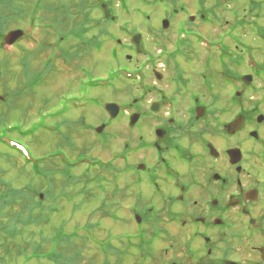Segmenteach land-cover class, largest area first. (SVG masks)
<instances>
[{
  "label": "rangeland",
  "instance_id": "rangeland-1",
  "mask_svg": "<svg viewBox=\"0 0 264 264\" xmlns=\"http://www.w3.org/2000/svg\"><path fill=\"white\" fill-rule=\"evenodd\" d=\"M122 1L46 0L43 6H50L52 11L48 15L44 14L43 20L37 22L34 29H31L28 19L24 20L23 24H16L12 30L20 29L28 35L21 40L18 47L4 48L3 51L10 55L9 62L11 61L13 67L11 74L13 70L17 73L16 77L9 76L11 80L8 82L9 88L13 91L22 88L23 93L26 92V97L17 101L15 106L12 104L11 107H5L7 102L4 105L2 103L8 94L6 91H0V110L4 111L0 114L6 115L9 127L20 126L23 129L34 130V136L27 138L26 141L16 140L29 150L31 159L43 158L45 162L39 167L50 168L53 172L50 176L54 175L48 182L41 174L35 175L33 186L43 187L39 195L44 200L45 193L54 209L52 208V212L47 215L50 218L49 224L37 228L38 233L43 229V236H49V240L44 241V237L37 234L31 241L32 244L41 243L43 253L41 257H45L44 253L52 250L51 236L55 234L56 229L63 228L62 231L70 236L75 232V228L82 229L86 225L94 227L92 239L103 240L109 244L107 248L102 249L96 242H89V245H85L86 248L81 250L84 241L79 239L82 242L78 244L76 240L65 239L61 244L67 252L63 258L67 260V264H116L115 255L113 257L111 255L122 250L123 243H119L121 235L132 227L127 218L122 220L124 217L120 215L122 209L120 204L118 207V202L125 201V198L130 201V193L135 185L130 184V178H123L119 182L113 179L116 174L112 168H118L116 163L115 167L105 169L106 171L88 166L90 164L77 167L79 169L70 170L71 180L64 178L67 169H58L62 168L61 157L74 162L80 156L87 155L90 159H97L103 163L111 162L115 160V155L123 150L121 145L124 139L130 137L128 115L121 112L115 121H110L103 107L105 103L111 102L124 108L134 100H140V90L133 80L125 79L122 73L121 77H114L119 70H137L140 61L146 62L141 68L143 70L147 68L149 57L144 60V55L138 56L129 48V36L132 35L128 33L139 35L144 42L146 54L152 53L155 56L159 53L155 47L156 49L161 47L168 53L176 52L175 49L181 44L176 43V38L183 40L201 35L212 40L226 38L228 33L235 34L232 27L239 20L245 23L237 32L244 38L240 49L242 59L246 58V47L250 45L259 60L263 59L264 62V44L251 32L255 24L264 27L262 0H254L252 6H248L251 0H165L166 4L156 0H146L145 3L143 0ZM61 3L63 5L59 8ZM220 4L228 7L219 13L220 19L217 24H202L199 21L200 17H205L203 14L207 11L215 13V6ZM180 9L184 11L181 12ZM211 13L210 18L213 22L216 17ZM190 15L191 17H188ZM45 18L51 19L50 23L44 21ZM110 18H113V24ZM165 20L170 21L167 29H163ZM57 25L61 28L60 33L54 30ZM123 29L128 33L122 31ZM73 32L82 35L75 37ZM59 34L66 38L64 40L60 38L59 42ZM118 41L121 43L118 44ZM226 41L231 46V52L239 54L233 50L235 45L230 43V37L227 36ZM39 43L43 44L42 48L39 47ZM181 45L177 53L184 56V59L199 51L196 44L192 45L188 41ZM29 55L34 56L29 58ZM128 56L132 59L128 60ZM25 57L29 58L26 59V68L22 64ZM246 63H249V60ZM213 65L214 68L219 66L216 59ZM186 66L185 60L180 64L178 55L172 56L167 66L170 70L168 74L175 77L176 73L185 70V74L191 75V71H186ZM219 68L235 69L237 73H245L247 70L243 60L238 57L235 62L224 67L220 65ZM44 69L46 71L42 72ZM151 76L150 72L149 83L153 81ZM86 83L87 86L82 87V84ZM191 88L195 87H189ZM168 92L171 93L170 90ZM7 97L11 102V96ZM139 109L140 112L145 110L144 106H140ZM125 111L131 113L129 110ZM141 120L139 116V121ZM107 121L111 124L103 130L102 135H105L98 136L95 129L106 125ZM136 135L137 132L134 136ZM8 152L13 155L0 159V179L3 178L5 183L9 182L15 188H22L29 183L26 176L31 172V165L25 163L26 159L21 160L16 156L14 151ZM22 168H27L26 174L21 173ZM101 179L103 180L100 181ZM85 181L95 184L86 186ZM118 211L121 213H116ZM118 217L121 218L113 220ZM137 227L135 225L133 232L138 229ZM83 235L81 232L78 237ZM72 244H75L74 247L79 252L76 256L81 259L80 262L75 261L76 258L71 253ZM158 244V238L146 237L142 252L145 254L151 252ZM58 249H61V246ZM32 251L30 248L29 253ZM138 251L139 248L130 249L122 260L123 264H130L127 262L133 261L138 253L142 254ZM148 262L151 263V260L148 259ZM17 263H22V260L18 259ZM0 264H3L2 261ZM29 264L56 263L41 258L32 259Z\"/></svg>",
  "mask_w": 264,
  "mask_h": 264
},
{
  "label": "flooded vegetation",
  "instance_id": "flooded-vegetation-1",
  "mask_svg": "<svg viewBox=\"0 0 264 264\" xmlns=\"http://www.w3.org/2000/svg\"><path fill=\"white\" fill-rule=\"evenodd\" d=\"M186 41L194 42L177 44ZM206 44L217 49L208 60L178 54L191 75L168 74L176 52L144 55L151 58L136 85L140 100L130 104L142 120L115 155L114 178L135 185L130 201L118 202L116 213L132 227L111 255L116 264L132 248L142 252L146 237L159 244L127 263L264 264V62L245 73L224 70L231 63L226 39Z\"/></svg>",
  "mask_w": 264,
  "mask_h": 264
},
{
  "label": "trees",
  "instance_id": "trees-1",
  "mask_svg": "<svg viewBox=\"0 0 264 264\" xmlns=\"http://www.w3.org/2000/svg\"><path fill=\"white\" fill-rule=\"evenodd\" d=\"M34 2L35 1L29 0H0V49L3 47V37L8 31H11L16 24H23V21L28 19L31 24V29H34L37 26L36 23L43 20L42 18L44 14L48 15L52 11L50 6H43L46 0H36V2ZM62 5L63 3L59 4V8ZM44 21L50 23L51 19L45 18ZM60 29V26L58 27L57 25L54 30L60 33ZM66 35L67 34L65 33V36ZM62 36L64 35L59 34V42L61 41L60 38H62ZM39 47L42 48L43 44H41ZM3 51L4 50L2 49L0 50V91H6V94H8L7 96H11V102L8 101V97L5 96V99L2 103L4 105L7 102L5 107H11L12 104L15 106L16 102L21 100V98H25L26 92L23 93L22 88L14 91L9 88V83L11 81L9 80V76L12 75L13 77H16L17 73H14L13 70V73L11 74V69L13 67H11L12 65L10 64L11 61L9 62L10 55ZM32 56L34 55H29V58ZM29 58L25 57L22 59V64L25 68L27 66L25 63ZM44 71H46V69H44L42 72ZM30 83L31 82H29V84ZM24 90H26V88H24ZM0 112L2 113L4 111L0 110ZM7 121L6 115L0 114V148L8 149L9 151L15 150L14 152H16L20 158L26 159L20 150L18 151L16 148L7 144L6 139L13 138L24 142L27 140V138L34 136V130L23 129L20 126L9 127ZM1 149L0 159L10 157L8 153L1 152ZM79 158L81 159L84 157L80 156ZM61 161L62 164L60 165L63 168L58 169H67V171L64 172V178H66V180H71L70 170H74V168H68L65 166L68 163L67 158L65 159L63 157ZM25 163L31 165V172L28 173V176L25 175L29 180L28 185L23 186L22 188H15L11 185V183H5L4 180H2L3 178L0 179V261H2L3 264H29L32 259L39 260L44 258L56 264H67V260L63 259L64 254L67 252H65V249L63 248L64 246L61 243L65 239L76 240L78 244L84 241L82 242L84 245L81 249L84 250L86 248L85 245H87L89 242L97 243L98 241L92 240V232L94 231V227L87 225L86 227L83 226L84 228L82 229L75 228V232L73 231L74 233L70 236H67L64 231H62L63 228L56 229L54 231L55 234L51 236V241L53 243L52 250L48 253H44L45 257H41L43 254L41 253L42 244L37 242L32 244L31 241L37 234L42 238L44 237V241L49 240V236H43L44 230L42 229V231L38 233L37 228L42 226L46 227L49 224L50 218L47 215L52 212L53 207L48 201L45 193L44 196L46 199L42 200L40 198L39 191H42L43 187L36 188L33 186V184L35 181V175L37 174L44 176L46 178V182L51 181L50 178H52L54 175L50 176V174L53 173L51 172L50 168H40L39 162L34 161V163H31L30 160L26 159ZM107 165L111 166V164ZM54 169L56 170L57 168ZM98 169L101 171H106L105 168ZM26 172L27 168L21 169V173L26 174ZM84 183L86 186L95 184V182L89 183L88 181H85ZM81 232L84 233V237H78ZM75 235L77 236L75 237ZM59 246H61V249H58ZM71 246V253L73 256H75V261L80 262L81 259L76 256L79 252L77 249H75V244H72ZM30 248L33 250L31 253H29ZM1 254H3V256H1ZM18 259H21L22 263H17Z\"/></svg>",
  "mask_w": 264,
  "mask_h": 264
},
{
  "label": "water",
  "instance_id": "water-1",
  "mask_svg": "<svg viewBox=\"0 0 264 264\" xmlns=\"http://www.w3.org/2000/svg\"><path fill=\"white\" fill-rule=\"evenodd\" d=\"M168 26H169V22L168 21H164L163 22V28L164 29H167ZM23 36H24V32L21 31V30L11 31L4 38L5 44L7 46H12L16 42H18ZM134 42L137 45V52L138 53H143V42H142V39H141V37L139 35L135 36ZM105 109L109 113L111 119H115L119 115V112H120V108L116 104H106L105 105ZM133 119H134V121H137L138 120V117L137 116L136 117H133L132 120ZM103 130H104V126H102L101 128H99L97 130V132L98 133H102Z\"/></svg>",
  "mask_w": 264,
  "mask_h": 264
}]
</instances>
